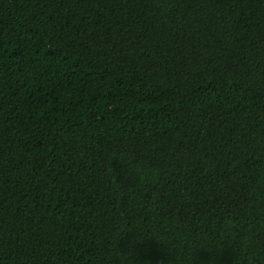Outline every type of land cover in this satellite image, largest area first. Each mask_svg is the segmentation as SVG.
Masks as SVG:
<instances>
[{
  "label": "trees",
  "instance_id": "trees-1",
  "mask_svg": "<svg viewBox=\"0 0 264 264\" xmlns=\"http://www.w3.org/2000/svg\"><path fill=\"white\" fill-rule=\"evenodd\" d=\"M0 264H264V0H0Z\"/></svg>",
  "mask_w": 264,
  "mask_h": 264
}]
</instances>
